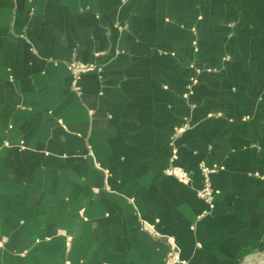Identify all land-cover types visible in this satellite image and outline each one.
I'll use <instances>...</instances> for the list:
<instances>
[{"label":"crops","instance_id":"crops-1","mask_svg":"<svg viewBox=\"0 0 264 264\" xmlns=\"http://www.w3.org/2000/svg\"><path fill=\"white\" fill-rule=\"evenodd\" d=\"M172 243L264 264V0H0V264Z\"/></svg>","mask_w":264,"mask_h":264},{"label":"built area","instance_id":"built-area-1","mask_svg":"<svg viewBox=\"0 0 264 264\" xmlns=\"http://www.w3.org/2000/svg\"><path fill=\"white\" fill-rule=\"evenodd\" d=\"M73 74H74V83L77 80V74L78 71L76 68H72ZM185 130V127H181L177 129V133H180ZM201 171L203 174V187L198 191V196L207 202L210 203L212 206V201L215 196L216 191L212 187L211 183V174L216 171V168H209L206 166H201ZM167 175L174 176L176 177L179 181L182 183L188 184L191 181V175L188 171H186L183 168L176 167V166H171L170 168L167 169L166 171ZM183 260L181 259L180 256V250L178 246L175 243H172L171 249L166 255L164 264H181Z\"/></svg>","mask_w":264,"mask_h":264},{"label":"rangeland","instance_id":"rangeland-1","mask_svg":"<svg viewBox=\"0 0 264 264\" xmlns=\"http://www.w3.org/2000/svg\"><path fill=\"white\" fill-rule=\"evenodd\" d=\"M73 67L76 68L77 71H78L77 76L79 75L80 71L83 70V66H81V65L79 66V65H75V64H74V65H72V68H73Z\"/></svg>","mask_w":264,"mask_h":264}]
</instances>
